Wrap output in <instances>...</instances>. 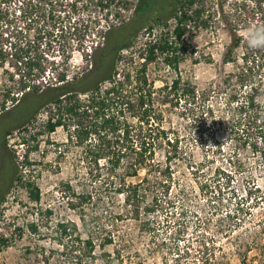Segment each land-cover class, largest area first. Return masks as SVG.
Listing matches in <instances>:
<instances>
[{"label":"rangeland","instance_id":"rangeland-1","mask_svg":"<svg viewBox=\"0 0 264 264\" xmlns=\"http://www.w3.org/2000/svg\"><path fill=\"white\" fill-rule=\"evenodd\" d=\"M176 1L163 0L161 11ZM258 2L206 0L208 26L193 25L181 40L185 60L178 75L182 84H192L200 98L193 99L181 92L172 93L168 99L155 94L156 98L148 103L157 117L151 134L156 142L153 158L165 172L160 176L151 167L141 168L140 179H148L144 184L148 191L147 197H142L139 214L127 205L123 195L107 190L103 184L106 178H94L95 164L87 158L83 147L75 145V139H67L68 132L62 127L24 144L25 132L17 129L19 123L14 122L18 116L11 113L13 105L7 104L8 111L0 112L1 155L9 174L8 188L0 199V239L9 241V246L0 249V264H106L102 257L105 252L121 257L119 264H191L194 258H178L177 247L180 255L188 249L202 250V258L197 256L199 264H264V156L254 153L236 131H231L228 122L219 118L225 113L229 95L242 91L238 90L235 78L234 83H225L227 76L241 72L243 54L254 56L256 49L247 46L237 51L238 64L224 63L225 54L238 36L242 35L247 42L249 31L263 23L264 3L260 12ZM148 25L149 22L142 24L137 31L136 52L153 36L149 37ZM128 33L129 28L120 30L113 41L119 45ZM47 41H52L49 44L54 51L49 60L55 56L60 60L58 51L71 55L65 65L70 79L92 63L83 59L82 51L70 50L66 38ZM111 54L104 51L95 55L88 81L95 80L97 68L102 77L110 73ZM135 62L141 63L137 57ZM118 68H122L121 63ZM250 68L248 79L264 105V71L254 65ZM45 77L48 81L55 74L49 69ZM147 77L156 89L171 83L177 73L159 60L148 66ZM20 78L21 74L9 64L0 67V93L11 89L16 93L18 86L14 85ZM213 88L226 94L208 93ZM53 92L55 97L60 94ZM2 100L1 95L0 107ZM212 106L214 115L208 108ZM50 108L53 109L52 105L39 110L29 126L31 132L45 131ZM52 111L57 114V110ZM6 124L8 128L16 126L7 137ZM36 145L38 149L30 152ZM27 153L30 167L24 165ZM21 176L24 183H35L40 189L38 202L20 182ZM249 189L253 195L242 197ZM83 194L86 197H81ZM32 223L36 232L28 226ZM60 224H74L75 228L65 232ZM80 237H90L95 242L94 260L82 256L84 245ZM107 240L112 244L103 247Z\"/></svg>","mask_w":264,"mask_h":264},{"label":"trees","instance_id":"trees-1","mask_svg":"<svg viewBox=\"0 0 264 264\" xmlns=\"http://www.w3.org/2000/svg\"><path fill=\"white\" fill-rule=\"evenodd\" d=\"M162 1L0 0V67L5 68L9 64L21 74L17 85H14V88L18 86L16 93L12 89L0 93L3 97L0 112L8 111V103L13 105L11 113L18 116L14 124L19 123L17 129L23 130L26 135L23 137L24 144L31 140L37 141L45 133L53 134L62 127L68 132L67 139L70 142L75 139V145L83 147L87 158L95 164L94 178H106L103 184L109 188L107 190L123 195L127 205L136 214H139L142 197H147L148 191L144 185L148 179H140L141 168L151 167L160 176L165 172L153 158L156 142L151 134L157 117L149 109L148 103L156 95L158 98L168 99L172 93L180 92L192 96L193 99L200 98L199 93L196 96L197 91L192 84L181 83L178 69L185 60V49L181 46V40L193 25L201 23L203 27L208 26L209 19L207 18V22L205 16L206 0H177L176 4L165 11H161ZM263 3L264 0L258 2L260 12H263ZM171 21L173 25H170ZM147 22L149 37L152 34L153 36L144 41L138 48L140 51L136 52L134 47L137 31ZM262 22L255 25V28L264 27V21ZM125 28H129V35L116 45L113 41L115 34ZM53 37L66 38L69 40L67 47L70 50L82 51L83 59L89 64L92 62L89 68L70 79L65 68L70 61V54L66 56L65 51H58L60 60L56 56L49 60L54 51H51L49 44L52 41L47 40ZM88 43L91 45L88 46ZM46 44L48 47L45 48ZM247 46L244 37L238 36L234 45L227 50L224 63L238 64L235 54L244 47L247 49ZM104 51L112 53V70L102 77L97 68L94 71L95 80L88 81L94 69L95 55ZM104 57L106 55L101 60ZM135 57L141 63L136 65ZM159 60L175 71L177 77L171 83L155 89L147 77V70L150 64ZM241 61L244 66L241 72L239 70L237 74L227 76L225 83H234L235 78L238 90L242 91L229 95L224 113L226 116L219 118L228 122L231 131H236L254 153L260 152L264 156V105L258 100L260 94L257 88L248 79L251 65L264 71V49H256L254 56L244 53ZM120 63L122 68H118ZM49 69L55 77H50L47 81L45 73ZM54 79L56 81L52 83ZM32 82L34 85H30ZM41 84L45 86L42 88ZM52 90L60 94L55 97ZM216 90L217 88H213L208 93L216 96L226 94L223 90ZM49 105L57 110V114L50 108L48 115L51 116L45 123V131L31 132L29 126L36 120L37 113ZM208 108H211V114L214 115V107ZM14 127L16 126L4 131L5 137L11 134ZM168 144L171 145V142L168 141ZM37 149L38 145L32 147L30 152ZM28 156L29 153L25 159L26 167L32 166ZM103 167L106 173H103ZM19 178L32 199L38 202L40 189L35 183H24L22 176ZM134 178L139 181H129ZM256 190L259 191V187ZM252 195L253 190L249 189L242 197ZM239 203L241 202H238V209ZM28 226L32 231H37L35 224ZM59 226L65 232L71 227L75 228L74 224ZM79 241L84 245L82 256L94 260L96 244L93 239L89 237L82 240L80 237ZM109 244H112L111 240H107L102 246ZM2 246H9V241L1 238L0 249ZM176 252L179 254L178 258H194L191 264H199L197 256L203 253L202 250L192 252L188 249L180 255L179 247ZM102 257L106 264L122 262L119 260L121 257H112L111 253L105 252ZM204 262L208 263V260Z\"/></svg>","mask_w":264,"mask_h":264},{"label":"clouds","instance_id":"clouds-1","mask_svg":"<svg viewBox=\"0 0 264 264\" xmlns=\"http://www.w3.org/2000/svg\"><path fill=\"white\" fill-rule=\"evenodd\" d=\"M247 45L252 49H264V27H257L248 33ZM211 123H209V127Z\"/></svg>","mask_w":264,"mask_h":264},{"label":"flooded vegetation","instance_id":"flooded-vegetation-1","mask_svg":"<svg viewBox=\"0 0 264 264\" xmlns=\"http://www.w3.org/2000/svg\"><path fill=\"white\" fill-rule=\"evenodd\" d=\"M10 112H8L9 114ZM7 115V114H6ZM8 125L4 126V130L6 131L8 129ZM3 149V146L0 142V199L2 197V193L4 190L8 188L9 185V178H8V169H6V166L4 165V159L1 155V151Z\"/></svg>","mask_w":264,"mask_h":264}]
</instances>
